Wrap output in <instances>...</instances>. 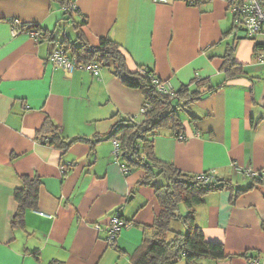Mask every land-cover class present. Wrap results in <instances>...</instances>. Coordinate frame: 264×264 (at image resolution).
<instances>
[{"label":"crops","instance_id":"obj_1","mask_svg":"<svg viewBox=\"0 0 264 264\" xmlns=\"http://www.w3.org/2000/svg\"><path fill=\"white\" fill-rule=\"evenodd\" d=\"M71 1L79 10L74 20L87 18L84 39L92 46L102 38L116 42L131 70L153 72L172 92L195 88V80L219 86L180 116L185 141L167 130L150 140L161 162L233 186V192L209 193L196 212L206 240L223 244L233 257L201 264H250L253 258L264 264V185L251 187L254 180L238 171L264 173V47L255 49L260 41L233 30L224 0L202 7L182 1ZM14 20L24 32L13 33ZM66 20L64 8L51 0H0V264H133L145 227L160 213L155 190L164 183L140 187L143 170L125 173L127 163L108 135L123 119L142 120L144 97L105 68L99 76L55 68L50 56L56 45L77 37ZM35 27L55 32L56 41L32 38L28 30ZM229 46L243 74L227 80L223 57ZM46 118L65 139L90 142L65 153L55 149L45 143L52 135L39 133ZM20 175L40 177L42 187L25 228L13 229ZM117 214L129 226L110 244L108 229Z\"/></svg>","mask_w":264,"mask_h":264},{"label":"trees","instance_id":"obj_2","mask_svg":"<svg viewBox=\"0 0 264 264\" xmlns=\"http://www.w3.org/2000/svg\"><path fill=\"white\" fill-rule=\"evenodd\" d=\"M51 1L64 8L67 16L66 21L73 26L77 33L74 41L67 36L64 37L56 45L54 51L63 49L78 64L96 63L101 69H108L123 85L139 91L144 97L146 112L142 115V120L136 122L133 118L123 119L113 126L108 135L110 139L118 142V157L126 161L125 166L128 167L129 172L131 168L143 170L144 175L138 182L140 187L151 186L160 177L165 180V183L155 190V197L161 208L160 213L156 216L153 224L145 227L143 243L132 256V263L176 264L182 260L185 264H201L203 260L225 261L231 259L233 256L226 253L223 244L206 240L202 229L196 222V212L197 208L205 203V198L209 193L220 192L225 189L233 192L232 184L225 180H212L209 175L193 176L186 174L173 165L161 162L155 157L154 143L153 140H150V137L159 135L163 130L171 131L175 137L178 135L185 136V127L180 112L189 109L191 105L203 97L216 92L219 86H212L209 80H195V88L193 89H190L189 86H183L177 92L159 91L157 82H164L145 68L131 70L128 66L127 56L119 44L109 38H102L98 46H92L84 39L81 28L88 24L87 18L83 17L79 22L74 20V15H78L79 10L77 7L74 10L67 9L70 4H73L71 0ZM172 1H182L191 7H202L212 0ZM245 1L237 0L241 4ZM261 1L264 6V0ZM227 5L231 11V5L228 3ZM233 16L236 24L233 30L237 34L245 35L241 16L239 13H234ZM23 29L25 30L26 27ZM33 29L43 36L40 41H56L55 32L48 33L37 27ZM62 30L64 29L62 28ZM245 37L256 42L246 35ZM262 47H264L263 44L257 43L255 49ZM234 51L235 49L229 46L226 55L223 57V70L227 80L243 74L242 67L233 59ZM203 88H207V90L203 91ZM39 133L44 136L51 134L52 136L45 143L64 153L76 143L90 142L83 137L72 140L65 139L61 136L60 128L50 118L45 119ZM97 138L100 137L97 136ZM19 177L22 181V187L14 192L17 211L11 220L13 229L25 228V215L28 210L38 208L39 193L42 187V180L38 176L20 175ZM202 178H208V182ZM253 180L254 184L251 187L256 186L257 182L263 185L261 181ZM239 193L238 191L236 194ZM236 194L233 196L234 199ZM182 207H185V212H182ZM173 221H179L182 224V232H175L171 229ZM170 232L173 233V238L167 241L166 238ZM243 255L246 256V254ZM51 264L64 263L53 261Z\"/></svg>","mask_w":264,"mask_h":264},{"label":"built area","instance_id":"obj_3","mask_svg":"<svg viewBox=\"0 0 264 264\" xmlns=\"http://www.w3.org/2000/svg\"><path fill=\"white\" fill-rule=\"evenodd\" d=\"M157 3H169L172 0H155ZM226 1L231 8V12L234 14H238L241 16L243 27L245 30V35L251 39L256 41H260L261 44L264 45V6L262 5L261 0H246L242 4L237 2V0H224ZM76 6L74 4H70L67 7L68 10H74ZM25 30L23 26L19 22V20L13 21V33L18 35ZM32 38H35L37 41L43 39V36L39 34L35 29L31 28L28 30ZM258 59L263 60V55L258 54ZM50 62L55 68H62L68 72H73L76 69H83L87 71H91L95 76H99L101 72V67L96 63H88V64H78L75 59L69 57L63 49L55 50L51 57ZM158 89L161 92L169 93L170 90L166 87L164 83L157 82ZM146 109L143 107L141 110V115H144ZM177 139L180 141H185L186 137L183 135H178ZM48 141V138L45 139V142ZM115 145V154L119 155V144L117 141L114 142ZM123 171L125 173H129L128 167H123ZM239 173L251 178L257 179L261 181L264 185V173L256 172L251 168H238ZM205 182H208V178H202ZM129 226V223L125 222L120 214L115 215L110 223L108 229V241L109 243L117 240L120 232ZM250 264H262L258 258H253L250 260Z\"/></svg>","mask_w":264,"mask_h":264},{"label":"rangeland","instance_id":"obj_4","mask_svg":"<svg viewBox=\"0 0 264 264\" xmlns=\"http://www.w3.org/2000/svg\"><path fill=\"white\" fill-rule=\"evenodd\" d=\"M68 29H69V31H70V33H72V34H75L74 33V31H73V26L72 25H69L68 26ZM180 116L182 117V118H185L186 116H187V112L186 111H181L180 112ZM155 182L157 183V185H160L159 184V182H163V183H165V180H164V178L163 177H160V179L158 178V180L156 179L155 180ZM182 212H185V207H182ZM178 226H180V224L178 223V222H174L173 223V226H172V229H173V231H175V232H179V230L177 229L178 228ZM182 229V228H181ZM173 238V233H168V235H167V241H170L171 239ZM176 264H185L184 263V261H179L178 263H176Z\"/></svg>","mask_w":264,"mask_h":264}]
</instances>
